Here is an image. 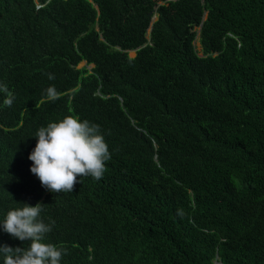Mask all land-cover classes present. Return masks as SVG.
Returning a JSON list of instances; mask_svg holds the SVG:
<instances>
[{
  "label": "trees",
  "instance_id": "trees-1",
  "mask_svg": "<svg viewBox=\"0 0 264 264\" xmlns=\"http://www.w3.org/2000/svg\"><path fill=\"white\" fill-rule=\"evenodd\" d=\"M0 264H264V0H0Z\"/></svg>",
  "mask_w": 264,
  "mask_h": 264
},
{
  "label": "crops",
  "instance_id": "crops-1",
  "mask_svg": "<svg viewBox=\"0 0 264 264\" xmlns=\"http://www.w3.org/2000/svg\"><path fill=\"white\" fill-rule=\"evenodd\" d=\"M154 17H156V16H154ZM151 22H152V19H151ZM153 23V22H152ZM149 32H150V28L148 29V31H147V36H148V34H149ZM134 56V55H133ZM132 56V57H133ZM84 63V65H85V62H82L80 65H79V67H82V66H84V65H82ZM88 67H91L92 68V66H88Z\"/></svg>",
  "mask_w": 264,
  "mask_h": 264
},
{
  "label": "water",
  "instance_id": "water-1",
  "mask_svg": "<svg viewBox=\"0 0 264 264\" xmlns=\"http://www.w3.org/2000/svg\"><path fill=\"white\" fill-rule=\"evenodd\" d=\"M154 12V11H153ZM156 20V17H152V22H154ZM198 31H199V28H198ZM195 46H196V48L198 49L199 48V46H198V44L197 43H195ZM82 65H84V63L82 64Z\"/></svg>",
  "mask_w": 264,
  "mask_h": 264
},
{
  "label": "rangeland",
  "instance_id": "rangeland-1",
  "mask_svg": "<svg viewBox=\"0 0 264 264\" xmlns=\"http://www.w3.org/2000/svg\"><path fill=\"white\" fill-rule=\"evenodd\" d=\"M128 54H129L130 57H132L134 55V52H129ZM88 68H91V67H88Z\"/></svg>",
  "mask_w": 264,
  "mask_h": 264
}]
</instances>
